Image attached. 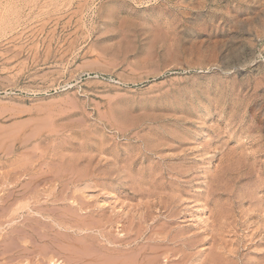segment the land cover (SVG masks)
<instances>
[{
  "label": "rangeland",
  "instance_id": "obj_1",
  "mask_svg": "<svg viewBox=\"0 0 264 264\" xmlns=\"http://www.w3.org/2000/svg\"><path fill=\"white\" fill-rule=\"evenodd\" d=\"M0 264H264V0H0Z\"/></svg>",
  "mask_w": 264,
  "mask_h": 264
},
{
  "label": "bare ground",
  "instance_id": "obj_2",
  "mask_svg": "<svg viewBox=\"0 0 264 264\" xmlns=\"http://www.w3.org/2000/svg\"><path fill=\"white\" fill-rule=\"evenodd\" d=\"M108 260V259H107Z\"/></svg>",
  "mask_w": 264,
  "mask_h": 264
}]
</instances>
